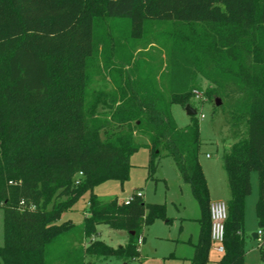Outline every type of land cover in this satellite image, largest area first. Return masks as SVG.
I'll use <instances>...</instances> for the list:
<instances>
[{
    "label": "trees",
    "instance_id": "obj_1",
    "mask_svg": "<svg viewBox=\"0 0 264 264\" xmlns=\"http://www.w3.org/2000/svg\"><path fill=\"white\" fill-rule=\"evenodd\" d=\"M101 18L127 19L137 33L145 20L170 24L166 93L150 72L98 64ZM201 78L210 87L203 90ZM194 90L215 105L220 99L234 138L221 157L230 197L219 262L245 264L253 171L264 240V0H0V264H55L53 242L74 232L85 241L84 257L137 258L144 227L165 217V205L142 197L104 201L93 188L128 179L141 136L150 172L164 148L189 184L200 217L186 264H207L211 198L199 160L200 123L195 114L179 127L171 109L195 108ZM87 191L82 224L58 222ZM102 224L126 231L127 242L113 247L100 239ZM260 258L264 264L263 243Z\"/></svg>",
    "mask_w": 264,
    "mask_h": 264
},
{
    "label": "rangeland",
    "instance_id": "obj_2",
    "mask_svg": "<svg viewBox=\"0 0 264 264\" xmlns=\"http://www.w3.org/2000/svg\"><path fill=\"white\" fill-rule=\"evenodd\" d=\"M170 24L145 20L140 31L134 32L127 19H98L95 43L98 49L100 66L125 65L136 70L150 72L157 86L167 92L169 82V50L172 45ZM103 78V77H101ZM204 90L210 87L201 78ZM192 105L197 109L200 123L201 147L199 160L204 170L212 202L225 201L230 197L226 173L222 166V154L234 142L226 115L213 100L193 98ZM221 104V103H220ZM172 113L179 127L190 123V115L180 104L172 105ZM203 115V116H201ZM140 137V136H139ZM141 147L131 155V169L128 179L106 180L93 188L96 196L104 201L118 198L127 199L136 192L142 193L146 203L165 205V217L157 218L143 230V241H139V256L124 262L114 256L92 258L84 257L80 234L64 235L52 244L55 249V264H186L194 254V244L198 240L200 209L188 183L184 182L174 160L167 151L161 149V157L153 173L150 172V151L147 138L141 136ZM252 191L245 201V264H260V247L264 240L253 237L259 228L256 218L258 199V174L251 173ZM90 191L85 192L72 209L62 213L58 222L71 221L82 224L89 211ZM99 238L113 247L124 245L128 235L124 230L112 229L102 224L98 226ZM4 243V206L0 203V245ZM212 242L207 264H220L223 253ZM76 251L75 253H72ZM67 254L69 256H67ZM66 259H61V258ZM69 258V259H68Z\"/></svg>",
    "mask_w": 264,
    "mask_h": 264
},
{
    "label": "built area",
    "instance_id": "obj_3",
    "mask_svg": "<svg viewBox=\"0 0 264 264\" xmlns=\"http://www.w3.org/2000/svg\"><path fill=\"white\" fill-rule=\"evenodd\" d=\"M194 92L197 99L203 97L202 92L198 90H194ZM135 197H142V193L141 192L133 193L122 202L124 204H129ZM210 211H211V221H212L211 239L212 242L219 243L216 249L219 252L223 253L224 252V246H223L224 222L227 218V203L225 201L211 202ZM262 235L263 232L261 229H259L257 232V238L261 240ZM139 241L141 242L142 239L140 238Z\"/></svg>",
    "mask_w": 264,
    "mask_h": 264
},
{
    "label": "water",
    "instance_id": "obj_4",
    "mask_svg": "<svg viewBox=\"0 0 264 264\" xmlns=\"http://www.w3.org/2000/svg\"><path fill=\"white\" fill-rule=\"evenodd\" d=\"M220 103H221L220 99L217 98V99H216V105L219 106ZM185 110H186L187 114L190 115V116H191V115H195V114L197 113L196 109L193 108L190 104H187V105L185 106ZM253 237H254V238H257V233H253Z\"/></svg>",
    "mask_w": 264,
    "mask_h": 264
},
{
    "label": "crops",
    "instance_id": "obj_5",
    "mask_svg": "<svg viewBox=\"0 0 264 264\" xmlns=\"http://www.w3.org/2000/svg\"><path fill=\"white\" fill-rule=\"evenodd\" d=\"M210 190V189H209ZM210 193H211V191H210ZM210 198H211V196H210ZM211 202H212V198H211ZM144 240V239H143Z\"/></svg>",
    "mask_w": 264,
    "mask_h": 264
}]
</instances>
